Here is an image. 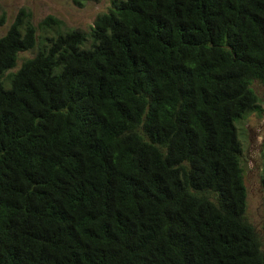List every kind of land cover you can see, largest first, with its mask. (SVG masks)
Masks as SVG:
<instances>
[{
	"label": "trees",
	"instance_id": "trees-1",
	"mask_svg": "<svg viewBox=\"0 0 264 264\" xmlns=\"http://www.w3.org/2000/svg\"><path fill=\"white\" fill-rule=\"evenodd\" d=\"M255 82L264 0H110L87 30L20 8L0 36V264H264L235 126L264 111Z\"/></svg>",
	"mask_w": 264,
	"mask_h": 264
},
{
	"label": "rangeland",
	"instance_id": "rangeland-1",
	"mask_svg": "<svg viewBox=\"0 0 264 264\" xmlns=\"http://www.w3.org/2000/svg\"><path fill=\"white\" fill-rule=\"evenodd\" d=\"M109 4L110 0H93L84 3L82 7H78L73 3V0H0V7L5 11L7 18L5 25L0 27V36L6 32L20 8H26L31 12L35 24L51 15L63 21L68 28L87 30L93 25L96 16L107 10ZM31 55V52L20 53L16 67L6 72L4 76L15 72L19 68L21 61L31 57ZM254 89L264 103V86L255 82ZM237 123H235V126L238 127L244 148L245 219L260 234L264 246V232L262 230L264 221V193L260 183L264 165L262 156L264 111L260 115L255 112L249 113L238 125Z\"/></svg>",
	"mask_w": 264,
	"mask_h": 264
}]
</instances>
